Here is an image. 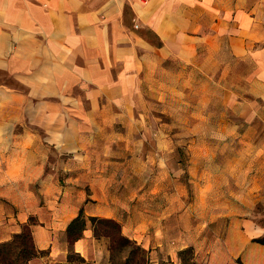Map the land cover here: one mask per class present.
Segmentation results:
<instances>
[{"label":"crops","instance_id":"1","mask_svg":"<svg viewBox=\"0 0 264 264\" xmlns=\"http://www.w3.org/2000/svg\"><path fill=\"white\" fill-rule=\"evenodd\" d=\"M194 91L256 117L208 126L240 141L229 156L193 143L189 164L179 123L156 126L152 100L179 110ZM259 206L264 0H0V243L31 223L44 264H113L102 219L149 264H264Z\"/></svg>","mask_w":264,"mask_h":264},{"label":"rangeland","instance_id":"2","mask_svg":"<svg viewBox=\"0 0 264 264\" xmlns=\"http://www.w3.org/2000/svg\"><path fill=\"white\" fill-rule=\"evenodd\" d=\"M198 93L194 91L188 93V95L186 94L184 97V102L182 103L183 106H180L179 104V110H176L173 104L171 103L167 104L166 102H161V101L158 102L152 100V109L154 112L153 114H155L153 118L157 120L156 126H160L161 124L164 123L172 124L174 126L179 123V130L172 131L170 133V135L172 136V140L179 143V147L177 149L176 148L173 149L171 152H173V154L179 156L180 158H187L189 160V164H190V159L193 157L195 153V149L193 148V143L199 144L200 148H205V149H208L209 146L211 150L215 149V152L222 150L224 147L227 149L226 156L230 155L231 146L239 147L240 141L237 139H233L232 136L228 137L227 135H230L229 133H225V132L217 133L215 134L216 139H214L211 136V134L214 133H209L207 131L208 126L212 127V129H214V127L225 129V127L234 124L236 126H239V128L241 127V129H243V127L241 126L242 124L246 122L250 123L253 120L255 122L256 119V117H250L249 115L247 117V116L234 115L230 113H227L224 116H219L220 113L219 110L223 108V105H221V103L216 100L204 101L201 99L202 100L201 101L200 100L201 95H199L200 93L199 94ZM231 108L239 109V105L238 104L233 105L231 106ZM162 109H171L172 114L167 115L165 117L164 116L165 114L160 112ZM196 113H199V116H196ZM213 114H216L217 116H213ZM202 125L203 128L201 127ZM241 133L245 134L244 132H240V130H238L237 134H241ZM260 135L261 134L258 133L251 135L252 136L251 142L253 143L256 142L257 139L260 137ZM152 136L154 138V141H156L159 134L155 132L152 134ZM205 149H203V151H205ZM162 151L170 152V150H160L153 147L152 150H150V153L151 155L157 157L159 155H162ZM198 152H200V149ZM232 156H236V154H232ZM220 158H219V163L225 161L223 159V155H221ZM152 175L153 176L155 175V170H153ZM254 216L258 218L259 221H261L264 225L263 207L259 206L255 210ZM30 221L32 222V219ZM96 228H97L96 235L103 234L106 237L108 236L110 237L109 245L112 247L113 264H149V260L147 259V252L142 250L136 244H133L131 242L130 243L126 242L123 239V235L121 231L120 234H118L117 229L114 225L97 223ZM21 248H26V250L35 254V256L30 258L27 264H44L46 251H43L42 254H38L36 252L37 249L35 248L31 240L30 234H27L25 238L18 239L17 243L15 244V248L13 249V251L19 253L17 257H15L14 254L9 256L8 253L6 254L5 252H2L0 250V264H4L5 262L9 263L12 260L15 262L14 264H22L23 263L22 259L23 257L25 258V256H21V252H20ZM183 258L185 261L184 264H198L197 262L192 260V256L189 252L185 253L183 255ZM68 259L74 262L78 261V258L73 254H69ZM163 264H174V263L167 262Z\"/></svg>","mask_w":264,"mask_h":264},{"label":"trees","instance_id":"3","mask_svg":"<svg viewBox=\"0 0 264 264\" xmlns=\"http://www.w3.org/2000/svg\"><path fill=\"white\" fill-rule=\"evenodd\" d=\"M95 221H96V223H95V235H96V229H97L96 224L97 223L112 224L116 227L118 234H120V226L116 222H114L112 220H102V219L95 220V219H92V222H95ZM30 224L31 223L25 225L23 227L22 231L18 234H15L9 241L0 243V250L2 252H5L6 254L8 253L9 256L14 254L15 257H17L19 253H16L15 251H13V249L15 248V244L17 243L18 239L25 238L27 236V234H30V237H31ZM81 227H82V223L79 221V218H76L73 222H71V224L68 228L69 238H71V239L76 238L79 235V231H80ZM100 235H103V234H100ZM100 235H97V236H100ZM108 238L110 239L109 236H108ZM123 239L128 243H130V242L133 243L132 241H130L129 239H127L124 236H123ZM31 240H32V237H31ZM254 240L264 244V236L259 237V238H255ZM111 241H112V239H111ZM133 244H135V243H133ZM111 249H112V247H111ZM20 252H21V256H25V258L23 257V259H22V262H23L22 264H27L29 262L30 258L35 256V254L26 250V248H21ZM36 252L38 254L43 253V251H40V250H37ZM14 263L15 262L12 260L9 263L5 262L4 264H14Z\"/></svg>","mask_w":264,"mask_h":264}]
</instances>
